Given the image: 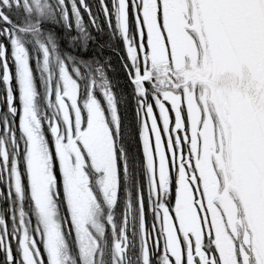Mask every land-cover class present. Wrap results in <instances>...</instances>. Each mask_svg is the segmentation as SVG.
Here are the masks:
<instances>
[{"label":"snow or ice","instance_id":"snow-or-ice-1","mask_svg":"<svg viewBox=\"0 0 264 264\" xmlns=\"http://www.w3.org/2000/svg\"><path fill=\"white\" fill-rule=\"evenodd\" d=\"M0 264H264V0H0Z\"/></svg>","mask_w":264,"mask_h":264}]
</instances>
